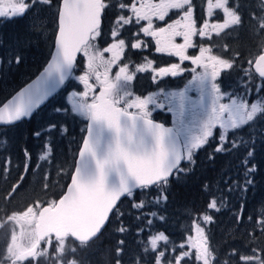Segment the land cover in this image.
<instances>
[{
  "label": "snow or ice",
  "instance_id": "1",
  "mask_svg": "<svg viewBox=\"0 0 264 264\" xmlns=\"http://www.w3.org/2000/svg\"><path fill=\"white\" fill-rule=\"evenodd\" d=\"M50 3L51 0H0V18L7 20L22 18L37 4ZM109 6L106 0H62L58 9L56 52L52 62L37 81L28 85L0 109V123L6 125L30 116L60 85L73 76L77 54L82 52L87 58V71L75 77L83 84L85 90L73 91L67 98L71 111L88 121L87 135L83 138L79 158L75 161L71 183L67 186V192L58 201L53 200L47 207H41L38 214L31 206L19 214L20 219L26 218L28 223L35 225V229L30 246L17 244L16 236L13 235V243L9 244L6 257L11 264H18L29 257L50 256L48 249H38L40 242L45 238H49L47 242L51 245L53 241L50 238L53 235L56 245L55 264H79L77 260H69L67 257L74 256L78 248L86 247L102 233L111 215L119 212L118 202L121 197H132L135 189H139L144 195H150L152 189L156 188L158 194L154 202L161 203L167 199L165 189L170 176L183 170L180 168L181 160L192 162L194 150L207 143L208 138L213 136L212 130L217 124L224 130L220 134L221 144L216 149L220 152L227 150L224 142L228 129L239 130L242 125L264 118V107L257 103L251 104L249 109L246 103H238L235 99H232L231 103L220 102L226 93L222 92L217 78L223 71L233 68L232 60L213 55L211 49L203 46L199 55L191 57L186 55V50L193 47L194 35L199 34L201 37L209 35L208 21L197 30L191 0H159V3L141 0L139 7L136 6V0H132L131 5L124 3L119 5L120 9H130L136 23L141 20L148 21V26L141 31L156 38L157 52L169 51L171 55L179 56L182 61L190 59L193 64L204 69L189 82V87H194L199 93L195 100L187 95V87L184 90L163 93V101H158L160 93H153L144 98L139 96L133 98L128 90V83L133 80L135 73H130L127 65L119 68L114 80H110L108 76L110 65L116 63L124 51L125 40L117 39L115 43L103 49V52L112 54L109 61L104 60L102 52L95 49L92 43L101 34L102 13ZM239 7V0L235 7L230 6V0L214 2L208 0L210 14L211 10L215 9L222 10L225 15L223 23L211 25L217 35L230 26L242 23ZM168 9H180L183 12L182 18L169 24L167 28L153 30L151 17L156 16L163 21ZM261 9L262 14L257 19L259 29L264 30V3L261 4ZM117 22L122 26L131 23L132 19L121 15ZM112 36L118 37L115 29ZM177 36L183 37V44L173 42ZM140 46V42L132 44V48ZM19 61L20 57L17 56L16 62ZM98 61L109 65L103 78L96 71ZM151 63L147 61V67H151ZM248 63L253 64L251 60ZM254 67L264 81V53L256 57ZM137 71H145V66H139ZM156 71L161 76H177L183 69L179 64H172ZM93 74L100 86L99 94L94 91L95 85L89 82L90 75ZM246 75L251 79L250 74L246 72ZM257 87H264V84ZM165 103L168 105V111L174 116L172 128L156 123L151 118L152 112L148 106L151 104L154 108H164ZM225 113L227 119H224ZM57 127L52 124L42 131L51 133ZM59 130L61 133L66 131L63 128ZM36 135L40 136L41 133L37 132ZM233 147L236 145L233 144ZM51 153L52 150L49 148L39 156V161L49 159ZM252 155V152L248 153L249 157ZM25 156L29 160L25 165L27 170L30 166V154L27 150ZM254 171L255 166L246 171L245 185L252 183L248 177ZM45 187L47 188V185ZM148 203L146 200H140L133 203L132 207L143 210ZM37 207H40L39 203ZM209 208L219 210L215 200L209 204ZM156 215L157 213H152L153 217ZM204 220L210 221L211 217L205 215ZM152 222L149 220V225ZM257 226L264 232V215L257 221ZM118 230L127 231L123 226ZM195 230L198 239L192 247L196 249V259L203 264H214V254L207 243L204 229L197 225ZM159 240L167 241V237L160 233L150 238L149 244L153 250L157 249ZM261 251L264 252V249ZM120 252L121 249L117 248V255ZM163 255L160 253V256ZM240 260L244 264H264V255L257 254L256 249H253L251 254L241 255ZM180 261L181 258L177 257V264H180ZM117 264H120L119 260ZM136 264H140V261L137 260ZM156 264H161L159 258ZM225 264H228V261H225Z\"/></svg>",
  "mask_w": 264,
  "mask_h": 264
},
{
  "label": "trees",
  "instance_id": "2",
  "mask_svg": "<svg viewBox=\"0 0 264 264\" xmlns=\"http://www.w3.org/2000/svg\"><path fill=\"white\" fill-rule=\"evenodd\" d=\"M204 1L191 0L196 22L204 18ZM130 2L129 0L124 3ZM236 3L237 0H230V6L235 7ZM239 5L241 24L209 39H196L195 42H198V47L211 49L213 55L232 60L234 66L229 71L243 73L254 55L264 49V30L259 29L257 18L261 16L262 9L258 0H239ZM53 17H50V20ZM106 25L104 12L101 33L106 30L104 29ZM15 29L23 34L24 44H19L20 37L16 38L15 42L12 39L13 35L19 34L15 33ZM120 30L119 38L125 40L124 58L127 59H124L125 61L138 63L148 58L152 59L155 68L170 63L169 58L165 56L159 58L151 53V44L148 40L145 52L133 49L130 41L133 39L134 30L124 28ZM53 32L54 30L49 34L46 43L36 45L33 43L37 50H40V53H36L28 43L35 37L36 31L27 26L25 18L0 22V57L6 58L11 52L20 57L17 63V56H14L11 66L0 72V103L41 69L48 56V44ZM37 42L35 40V43ZM79 59L80 56L75 68L80 65ZM123 65L124 63H120L118 66ZM235 75L224 72L218 78V82L225 89L233 87L236 84ZM155 79L150 74L137 75L131 82V88L142 96L160 90L172 92L166 88L179 80L178 84L181 81L183 84L182 77L167 78L160 82ZM72 82V79H69L66 86L72 87ZM254 83L264 84L257 79H254ZM253 84L249 85L250 97L253 96ZM65 88L36 111L28 121L0 128L1 222L8 215L22 212L36 203L44 205L53 201L67 182L73 157L83 135L84 119L76 113L70 114L69 111L66 115L55 111ZM3 90L5 93L1 94ZM257 91L264 107V87L258 88ZM168 115V105L165 103L164 108H156L151 117L167 124ZM52 124L67 129L65 135L61 133L66 139L57 134V129L51 133L42 131ZM37 132L41 135L37 136ZM216 132H213L212 139L206 144L194 150L192 162L184 160L180 165L183 170L175 172L169 179L165 189L166 200L155 204L158 194L156 188L152 189L150 195H144L137 190L132 197L122 198L118 202L119 212L111 215L102 233L86 247L78 248L75 255H69L67 259H75L79 264H117V260L120 264H136L137 260L140 264H156L159 258L161 264H177V257H180V264H201L196 259V252L188 245L192 230L197 225L204 229L207 243L214 254V264H225V261H228V264H244L240 256L251 254L253 249H256L257 254L264 255L261 251L264 249V232L257 226V221L264 215V118L242 125L239 130L228 131L224 142L226 151H216L218 147L215 141ZM233 144L236 147H233ZM46 145L52 150L47 164V179L41 168L38 172L40 179L31 180L30 171L25 169L26 163H29L25 151L30 154V168L33 169V162L36 166L37 158ZM249 152L253 153L251 157L248 156ZM253 166L255 171L248 177L252 183L245 185V173ZM140 200L148 201V206L143 210L134 209L133 203ZM213 200L217 202L218 211L216 208H209ZM153 212L157 213L155 217L152 216ZM205 215L210 216L211 220L205 221ZM138 216L141 218L137 219ZM149 220L153 221L151 225L148 223ZM122 226L127 231H119ZM160 233L167 237V241H157V249L153 250L149 240ZM192 240L195 243L196 237L192 236ZM117 248L121 249L119 255ZM160 253L164 255L160 256ZM4 254L5 240L0 245L2 264L5 263ZM50 254L39 257L34 262L31 259L20 264H55L56 250H51Z\"/></svg>",
  "mask_w": 264,
  "mask_h": 264
},
{
  "label": "rangeland",
  "instance_id": "3",
  "mask_svg": "<svg viewBox=\"0 0 264 264\" xmlns=\"http://www.w3.org/2000/svg\"><path fill=\"white\" fill-rule=\"evenodd\" d=\"M53 1V0H51ZM125 1H129V0H125ZM124 0H106L107 3H109V7L106 9V23L107 25L105 26L104 29H106L103 33H101L98 37H96V39L94 41H92L95 49L99 50L100 52H102L104 60L105 61H109L112 58V54L108 53V52H103L104 48L109 47L111 44L115 43L117 41V39L119 38V34L121 32L120 29H133L134 30V34L132 35L133 39L130 41L131 46L133 43H137L140 42L141 46L137 47V48H133L135 50H141L140 52H145L144 50L147 49V41H149V43L151 44V53L154 56H157L159 58L165 56L168 57L170 59V63L172 64H179L181 69L185 70V80L186 82L184 84H182V81L180 82V84H178V82L180 81H176L173 83V85H169L170 88H175V91H180V90H184L186 87L188 88L187 91V95L195 100L198 98V92L195 90L194 87H189V82L193 80V77L201 72L204 71L203 68L198 67L197 65L193 64L191 62V60H181L179 56L176 55H171L169 51H164V52H157L156 48H157V44H156V38L150 36V35H145L143 31H141L142 28L147 27L148 26V21L147 20H141L139 23H136V18L134 16V14L130 11L129 8H124V9H120L119 5L121 3L125 2ZM131 2L128 3V5H131L132 0H130ZM137 2V1H136ZM152 3H159V0H153L151 1ZM214 2V0H213ZM125 4V3H124ZM50 5V4H48ZM48 5L45 4H37L34 8L31 9V11L33 9H38V11H41L44 9V13L46 12V10L48 9ZM137 7H139V5L136 4ZM172 10V12L170 11ZM175 11V12H174ZM35 14H37L35 12ZM56 14V11L54 13V15ZM151 15V13H149ZM28 15V12L25 16ZM124 15L126 17H131L132 22L129 24H125L122 25L120 23L117 22L118 17ZM183 16V12L180 9H168L167 10V15L165 16V19L163 21L159 20L156 16H152L151 20H152V28L153 30L157 29V28H167V26L169 24H173L175 21L180 20ZM21 19V18H20ZM27 21V26H31V29L36 31L35 37L33 38V40H29V44L32 48H34L36 50V53H40V50L34 46V44H42V43H46L48 41V36L49 34L52 32V30L55 29V17L52 18V20H50V17L48 16V12L45 13V17H41V16H35L34 18L28 17L25 18ZM35 21H34V20ZM194 19V17H193ZM225 19V15L222 12V10H211V14H210V10L208 8V0L204 1V18L202 20H199L198 22L195 21V26L197 28V30H199L201 27H203L205 21H208L209 24V28H208V32L209 35L201 37L199 34H196L192 37V44L193 47H190L186 50V55L188 56H197L200 54V48L198 47L197 43L195 42L196 39H209L211 36H215L217 35L215 31L212 30L211 25L212 24H218V23H223ZM8 22L10 20H7L5 18H0V22ZM51 21V22H50ZM51 26V28H50ZM235 26V25H234ZM233 26H230L228 29L232 28ZM116 30L118 32V37L114 38L112 36V32L113 30ZM226 30V29H225ZM19 32V34H15L13 35L14 42L17 40L16 38L20 37V42L19 44L25 42L24 36L23 34H21L20 31H17L15 29V33ZM222 33V32H221ZM220 33V34H221ZM138 36V37H137ZM9 38V37H8ZM52 36L50 38V42H51ZM35 40L38 41L37 43H35ZM50 42L48 44V49L50 46ZM174 43L176 44H183L184 43V39L182 36H177L174 37L173 40ZM34 43V44H33ZM196 43V44H195ZM13 45H15V43H13ZM125 48L124 47V51L123 53L120 55V58L116 61V63L111 64L110 65V71H108V76L110 80H114L113 76L116 75V73L119 71L120 66H118L120 63H124L125 65L128 66V71L130 73H135L134 77L139 75V74H147V73H151L153 75H157V79H155V81H162L163 79H167L170 77V75L167 76H161L158 75L157 71L159 68H164V67H169L170 65L167 66H161V67H157L155 68L153 63H151V67H147V61H149L148 59H143L140 63H136L131 65L130 63H127V59L124 58V52H125ZM80 65L77 68H74L73 71V76L70 78L72 79V87H67L65 88L64 92H62V97H61V101L57 103V106L55 108V111L57 113L66 115L67 112L69 111L70 114H75L71 111V105L68 101V95L73 92H83L84 86L83 84H81L77 79H75V77H79L80 75L84 74L87 71L86 68V64H87V58L83 55V53L81 52L80 54ZM14 56H17L16 53L11 52L9 54V56H7L6 58H2L0 57V72L5 69H8V67L11 66L12 64V59L14 58ZM125 59V60H124ZM129 60V59H128ZM141 65L145 66V71H137V68ZM118 66V67H117ZM249 63L247 64V68L244 70L243 73L241 72H235V71H229V70H225L224 72H228L229 75H235L234 73H236L235 75V79H236V84L232 87L229 88H223L222 84L220 82H218V78H217V82L221 85L222 88V92L226 93V95L223 96V98L221 99V103H231L232 99H235L238 103L239 102H244L248 105L249 109L251 104L253 103H257L259 104L261 107L263 106V100L260 98L259 94H258V85L257 83H254V77L251 75L250 70H249ZM109 68V65L107 63H100L99 61L97 62V66H96V71H98L101 74V78H103V74L105 73L106 69ZM246 72L248 74H250L251 79H249V75H246ZM181 73V72H180ZM113 74V76H112ZM227 76H225L226 78ZM89 82L95 85V93L97 90V86L99 85L98 82L96 81L95 75H90L89 78ZM254 83V84H253ZM252 85V89H253V96L250 97V90H251V86ZM245 85H247V87H245ZM249 86V87H248ZM247 89V91L245 92V90ZM128 90L132 93L133 98L136 96H139L141 98L144 97H148L151 96L153 93H160L161 95L158 97V101H163L164 100V96L163 93H166L165 90H160V91H156V92H149L145 95L140 96L139 93L135 92L134 89L131 88V81L128 83ZM139 91V90H137ZM5 91L3 90L1 94H4ZM92 93H89V97H91ZM231 98V99H230ZM149 110H151V112L155 111L156 108H154V105H149ZM57 109H60V111H57ZM81 117V116H80ZM83 118V117H81ZM84 119V118H83ZM168 119V123L172 126H174V116L172 112H169V115L167 117ZM224 119H227V113L224 114ZM59 128H57V134L59 136H61V132H60V128L66 129L65 127H61L58 126ZM232 129H228V131H230ZM67 131V129H66ZM66 131H64V135L66 134ZM217 131L215 133V141L219 146V143H221L220 141V134L221 132H223L224 130L221 129L219 127V125L217 124L213 130ZM226 132V133H227ZM214 134V133H213ZM62 137V136H61ZM66 139L65 137H62ZM209 139H212V137H209ZM183 142V137H181V143ZM44 146V145H43ZM48 146L45 147L44 149L42 148V154H44L45 152H47L48 150ZM39 155V156H40ZM38 156V158H39ZM37 158V163L36 166L33 162L32 168H30V166L28 167L29 172V179L31 180H38L39 178V170L42 168V170H44V175L45 177L48 176L47 174V164L49 159L45 160V161H39V159ZM186 160V159H184ZM37 164H39V167H37ZM42 180V179H41ZM43 181V180H42ZM56 188V186H54ZM58 188V187H57ZM51 202V201H50ZM37 204L32 205L31 207H33L34 212L36 213L37 210L40 207H37ZM40 205V204H39ZM41 206V205H40ZM30 207V206H29ZM27 210V209H26ZM26 210H23L22 212H19L17 214H10L6 217L5 220H3L1 222V234H0V245L3 244L4 240H5V254H4V264H11V261L6 259L7 257V249L9 244L13 243L12 237L13 235L16 236V243L21 245V246H30L31 242H32V233H33V224H30L27 222V219H20L19 218V214H22L23 212H25ZM9 217H13V219H9ZM199 227H201L200 225H198ZM196 227V226H195ZM195 227L192 230V236L196 237V240L198 239V234L195 230ZM202 228V227H201ZM192 236L189 237L188 239V245L190 249H193L196 252V249L194 247H192L193 244V240H192ZM48 239L46 238L45 240H43L39 246L38 250H43V249H48L49 253L51 250H56V245L54 243H52L51 245L48 244ZM51 239V238H50ZM53 241V239H51ZM55 242V240L53 241ZM40 257H44V256H40ZM39 258V257H37ZM37 258H32L31 261H35ZM201 264H203L202 261H200ZM18 264H20L18 262Z\"/></svg>",
  "mask_w": 264,
  "mask_h": 264
},
{
  "label": "water",
  "instance_id": "4",
  "mask_svg": "<svg viewBox=\"0 0 264 264\" xmlns=\"http://www.w3.org/2000/svg\"><path fill=\"white\" fill-rule=\"evenodd\" d=\"M260 1V3L262 4V3H264V0H259ZM62 4V0H60V2H59V6H58V9H59V7H60V5ZM58 25H59V15H58V12H57V16H56V31H55V34H54V38H53V43H52V48H51V51H50V54H49V56H48V59L46 60V62H45V64L43 65V67H42V69L40 70V71H38V73L32 78V79H30L26 84H24L22 87H20L17 91H15L14 93H12L7 99H5V101L3 102V103H1L0 104V109H2L3 107H4V105L5 104H7L9 101H11L15 96H17V94L19 93V92H21L23 89H25V88H27L28 87V85H30V84H33V82H35V81H37V79L38 78H40L41 76H42V74L44 73V70H45V68H47L48 67V65H49V63H51L52 62V57H53V55L55 54V52H56V44H55V39H56V34H57V32H58ZM262 53H264V51H262V52H260V53H258L254 58H253V60H252V62H253V64L252 65H250V68H251V71L253 72V74L260 80V81H262L261 80V78L258 76V74L256 73V71H255V67H254V64H255V59H256V57L257 56H259L260 54H262ZM79 54V53H78ZM78 54H77V56H78ZM68 80V79H67ZM66 80V81H67ZM65 81V82H66ZM262 82H264V81H262ZM65 84V83H64ZM63 84V85H64ZM63 85H60L38 108H36L34 111H33V113L30 115V116H28V117H23L21 120H29V118L34 114V112L35 111H37L39 108H41L47 101H49L57 92H59L60 91V89L62 88V86ZM96 94H99V89H98V91L96 92ZM17 122H19V121H16V122H14L13 124H15V123H17ZM154 122H156V121H154ZM87 123H88V121L86 120L85 121V127H84V132H83V136H82V139H81V141H80V144H79V147H78V149H77V151H76V154H75V158H74V161H73V166H72V170H71V173L75 170V161L79 158V150H80V148H81V146H82V144H83V138L87 135ZM156 123H158V122H156ZM12 125V124H11ZM0 126H8V125H6V124H3V123H0ZM165 127H168V128H171L170 126H167V125H164ZM182 161L183 160H181V163H182ZM181 165V164H180ZM71 173H70V175H69V178H68V181H67V183H66V185H65V187H64V189H63V192L55 199L56 201H58L59 200V198L64 194V193H66L67 192V186L71 183ZM172 177V175L170 176V178ZM169 178V179H170ZM138 189H135L134 191H137ZM124 197H126V196H123V197H121V199L122 198H124ZM48 206V204L47 205H43V206H41V207H47ZM41 207L37 210V214H38V212L41 210ZM34 229H35V225L33 224V232H34ZM104 229V228H103ZM51 238H53V239H55V237H54V235L51 237ZM95 239V238H94ZM93 239V240H94ZM91 242V241H90ZM41 243V242H40ZM29 259H31V257H29V258H27L26 260H24V261H21V262H25V261H28Z\"/></svg>",
  "mask_w": 264,
  "mask_h": 264
},
{
  "label": "flooded vegetation",
  "instance_id": "5",
  "mask_svg": "<svg viewBox=\"0 0 264 264\" xmlns=\"http://www.w3.org/2000/svg\"><path fill=\"white\" fill-rule=\"evenodd\" d=\"M137 1V5H139L140 6V3H141V0H136ZM151 1H153V0H151ZM60 2V0H53V1H51V3H50V5H48L49 7H48V9L49 10H46V12H48V16L49 17H53V16H55L54 15V13H55V11L57 10V7L59 6V3ZM35 12L37 13V14H35ZM45 12V13H46ZM175 12V11H174ZM45 13H44V9L43 10H41V11H38V9L36 8V9H33L32 11L30 10V11H28V15L27 16H24L23 18H27V17H35V16H41V17H45ZM180 77H182L183 78V84L186 82L185 81V70L183 69V71H181V73H180V75H179ZM199 95V94H198ZM167 104V103H166ZM130 111H133V112H135L136 110L135 109H130Z\"/></svg>",
  "mask_w": 264,
  "mask_h": 264
}]
</instances>
